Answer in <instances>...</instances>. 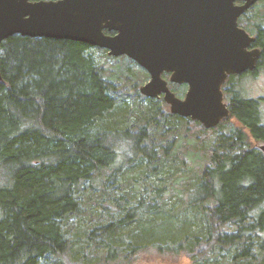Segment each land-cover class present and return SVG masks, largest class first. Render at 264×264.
<instances>
[{"label":"trees","instance_id":"obj_1","mask_svg":"<svg viewBox=\"0 0 264 264\" xmlns=\"http://www.w3.org/2000/svg\"><path fill=\"white\" fill-rule=\"evenodd\" d=\"M256 42L264 54V29ZM93 48L19 34L0 44V264H133L150 250L264 264L256 103L235 98L239 123L206 128L137 86L128 96ZM170 132H191L207 163L189 164Z\"/></svg>","mask_w":264,"mask_h":264},{"label":"water","instance_id":"obj_2","mask_svg":"<svg viewBox=\"0 0 264 264\" xmlns=\"http://www.w3.org/2000/svg\"><path fill=\"white\" fill-rule=\"evenodd\" d=\"M221 5L216 0H0V44L19 34L81 41L105 48L112 56L126 54L151 74L139 88L141 94L153 97L162 92L174 112L212 128L228 115L220 90L224 70L253 67L259 53L255 49L249 61L229 60L224 67L198 66L199 52L215 49L214 22ZM173 46L186 50L188 46L192 56L185 76L190 89L183 101L160 77L168 68V57L161 50L169 52ZM151 53L160 67L151 63ZM257 148L264 155V143Z\"/></svg>","mask_w":264,"mask_h":264},{"label":"flooded vegetation","instance_id":"obj_3","mask_svg":"<svg viewBox=\"0 0 264 264\" xmlns=\"http://www.w3.org/2000/svg\"><path fill=\"white\" fill-rule=\"evenodd\" d=\"M216 2L222 4L219 7L221 12L217 15V20L214 22V25L216 26V46L214 50L202 49L199 52L198 66L206 67L207 65H212L215 67H224L228 64L229 60L234 63H237L239 60L249 61L253 56V51L255 49L259 50L253 67L246 66L239 71L233 72L224 70V78L220 83L222 102L228 109V115L221 119L220 122L227 118L228 121H232L231 119L233 118L237 122L239 119L235 114L231 113L230 109V104L233 99L240 98L242 100H251L254 101L258 107L261 103V100L259 101V95H255L257 98L253 96L254 94L251 89V84L253 82L252 80L258 76L261 67L264 66V54L262 53L263 47L256 42L259 29H264V0H216ZM104 32L108 35L115 34V31L104 30ZM90 46L94 47L93 49L100 48L97 46ZM187 48L188 50L184 47L173 46L169 52L165 49L161 50L160 53L161 55L168 57V68L160 73V77L165 81L168 90L173 96L181 101L186 98L190 89L189 82L186 81L185 76L189 74L192 56L188 46ZM101 49H103V52L108 55L107 49ZM108 56L114 59H122L124 64H129L131 66L135 65L144 74L145 80L139 88L151 80L150 72L143 65L128 57L126 54ZM150 61L151 63H155L158 67L161 66L159 60H156L154 56H152V53ZM178 79H181L182 81H178ZM248 79L249 84L245 83ZM245 87L247 88L245 89ZM143 96L165 102L164 94L162 92H158L157 95L153 97ZM165 103L170 115L179 116L185 119L189 118L174 112V106L171 103ZM257 109L259 111V108ZM258 144L260 143H257V145Z\"/></svg>","mask_w":264,"mask_h":264},{"label":"rangeland","instance_id":"obj_4","mask_svg":"<svg viewBox=\"0 0 264 264\" xmlns=\"http://www.w3.org/2000/svg\"><path fill=\"white\" fill-rule=\"evenodd\" d=\"M98 61L103 65L105 69L106 76H110L111 79H116L119 82L121 88L128 93V96H134L133 87L139 86L145 80L144 74L134 65L131 66L129 64H124L123 60L110 58L105 52L99 53L95 51ZM261 72V74H260ZM258 76L252 80L251 89L253 92V96L257 94L259 95V101L261 100L259 108V114L262 116V120H264V66L261 67ZM126 75L128 78H126ZM245 83L249 84V79L245 81ZM247 87H245L246 89ZM139 93V90H138ZM256 97V96H255ZM257 98V97H256ZM168 109V107H167ZM232 121H228V123H232L237 125L239 122L235 121L233 118ZM264 122V121H263ZM193 133V128L191 129ZM191 132L189 135L184 133H176L174 135L173 132H170L166 138L174 139L173 147L174 151L181 152L184 155V158L191 165L202 166V163H207V155L206 152L202 150L199 144L195 145L193 141L194 138L191 137ZM173 136H175L173 138ZM254 142V140H252ZM260 143V142H258ZM133 264H193L192 261L185 255H166V254H158L157 252L150 250L139 253L133 260Z\"/></svg>","mask_w":264,"mask_h":264},{"label":"bare ground","instance_id":"obj_5","mask_svg":"<svg viewBox=\"0 0 264 264\" xmlns=\"http://www.w3.org/2000/svg\"><path fill=\"white\" fill-rule=\"evenodd\" d=\"M133 115V114H132Z\"/></svg>","mask_w":264,"mask_h":264}]
</instances>
